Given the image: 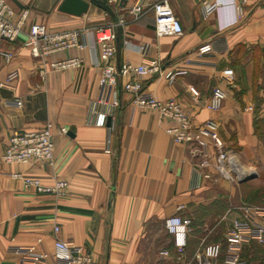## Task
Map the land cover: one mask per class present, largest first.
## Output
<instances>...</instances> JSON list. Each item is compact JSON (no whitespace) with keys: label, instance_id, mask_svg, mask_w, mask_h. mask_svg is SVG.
Here are the masks:
<instances>
[{"label":"crops","instance_id":"crops-1","mask_svg":"<svg viewBox=\"0 0 264 264\" xmlns=\"http://www.w3.org/2000/svg\"><path fill=\"white\" fill-rule=\"evenodd\" d=\"M9 1L28 15L14 42L0 41L1 50L13 53L9 64L0 59V80L12 70L18 72L12 87H0V264H25L12 252L15 246L49 253L55 238L82 247L99 264H196L195 255L207 244L224 248L225 232L239 216L240 207L229 202L233 187L211 166L198 165L200 156L192 145L173 142L166 133L170 120L132 102L121 88L126 79L117 87L115 118L105 126L86 123L87 107L99 95L100 73L90 32L124 19L116 29V63L156 60L162 74L186 71L172 82L161 75L142 78V83L157 99L179 103L194 127L215 120L224 148L241 163L264 165V0H247L236 23L233 3L241 0H218V9L209 15L203 12V0H168L183 33L160 37L151 10L139 19L129 13L138 2L149 8L159 0H98L81 16L58 11L61 0H16L21 8ZM32 24L53 32L79 30L84 50L57 52L48 60L79 57L81 66L41 77L43 62L26 45ZM203 43L213 49L199 56L197 48ZM140 45L147 46L146 55L137 51ZM224 69L233 71L230 85L221 78ZM215 86L227 93L216 111L208 107ZM15 99L21 107L12 104ZM46 123L54 127L52 165L1 160L11 135ZM62 127L66 134L59 133ZM107 138L110 153L105 152ZM204 153L214 163L210 140ZM11 173L37 177L45 184L53 178L64 180L67 190L59 198L39 194ZM175 214L192 220L180 257L164 228V220ZM162 250L169 256L163 257ZM242 257L250 260L247 247Z\"/></svg>","mask_w":264,"mask_h":264},{"label":"built area","instance_id":"built-area-1","mask_svg":"<svg viewBox=\"0 0 264 264\" xmlns=\"http://www.w3.org/2000/svg\"><path fill=\"white\" fill-rule=\"evenodd\" d=\"M233 3L235 20L238 22L243 17V4ZM219 7L218 0H203V12L209 15ZM148 10L154 15V31L157 37L163 35H182V26L175 16L168 0H159L149 8L143 4L136 3L129 11L133 19H139ZM28 15L26 9L15 8L9 0H0V41L14 42L23 32L25 21ZM125 20L116 19L113 23L97 27L90 32L94 39V46L97 49L96 61L100 68L97 84L99 95L90 101L85 121L91 125L105 126L108 121L115 118L119 108L117 87L121 79H126L122 84V90L131 96L132 102L139 107H146L156 110L159 115L172 122L166 128V133L175 143L192 145L200 156L198 165L200 167H212L217 174L230 183H238L246 176L252 174L246 165L224 148L219 137V124L208 119L199 126L194 127L190 117L183 110L179 103L174 100L161 101L150 91H147L142 83V78L152 76H163L172 82L178 75L186 73L184 70L168 71L162 74L159 63L156 60H143L135 65L129 61L117 64L115 61L117 53V27L123 25ZM81 32L77 29L65 31H49L43 24H32L29 27L26 45L30 48L31 55L43 62V69L40 76L44 77L49 71L58 72L71 68H78L82 64L79 57H71L62 60H48L54 53L68 49L82 51L86 48L81 41ZM123 45L129 47V41ZM211 43H203L197 48L199 56L208 55L212 52ZM137 51L146 55L147 46L140 45ZM13 53L0 49V59L4 64H9ZM18 72L12 70L0 80L1 88L12 87V82L17 79ZM223 81L230 85L233 81V71L224 69L221 73ZM226 90L220 86L212 89L208 100V107L211 110H219L225 99ZM12 104L21 107L19 99L12 100ZM59 133L66 134L67 129L60 128ZM54 127L46 123L43 128L29 130L22 133H14L10 136L1 160L6 164L26 163L30 160L45 161L49 165L53 162L54 149ZM207 140L212 142L215 149V161L210 163L204 153ZM110 139L106 140L105 152L110 153ZM11 177L19 180L27 189H33L36 193L63 197L67 190V182L53 178L51 183L45 184L40 178L30 177L21 173H11ZM209 178V175H203ZM192 220L181 215H172L164 220V228L171 238L172 247L176 257H180L187 246L188 234ZM55 232L58 228H54ZM256 243L264 250V208L261 207H240L239 216L235 218L225 232L224 248L220 243L207 244L204 249L195 255L196 264H246L242 257L243 250ZM25 262V264H99L93 257L84 251L82 247L74 245L70 241L55 238L52 250L49 253L37 251L34 246H15L12 251ZM163 257L169 256L168 250H162ZM219 259H221L219 261ZM219 261V262H218Z\"/></svg>","mask_w":264,"mask_h":264},{"label":"rangeland","instance_id":"rangeland-1","mask_svg":"<svg viewBox=\"0 0 264 264\" xmlns=\"http://www.w3.org/2000/svg\"><path fill=\"white\" fill-rule=\"evenodd\" d=\"M264 108V101H261ZM246 168L255 175L254 178L238 182L230 183L234 189L233 196L229 198V202L235 208L237 207H261L264 208V165H246ZM224 202H218L219 205ZM192 226V225H191ZM191 226L189 234L191 232ZM188 234V238H189ZM250 260L244 258L246 264H263L264 250L256 243H251L249 247Z\"/></svg>","mask_w":264,"mask_h":264},{"label":"water","instance_id":"water-1","mask_svg":"<svg viewBox=\"0 0 264 264\" xmlns=\"http://www.w3.org/2000/svg\"><path fill=\"white\" fill-rule=\"evenodd\" d=\"M15 5L21 8V6L17 3L16 0H11ZM98 0H61L58 4V11L73 15V16H81L85 14L88 10L89 4L94 3ZM254 174H249L242 181H247L254 178Z\"/></svg>","mask_w":264,"mask_h":264}]
</instances>
